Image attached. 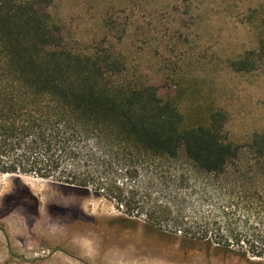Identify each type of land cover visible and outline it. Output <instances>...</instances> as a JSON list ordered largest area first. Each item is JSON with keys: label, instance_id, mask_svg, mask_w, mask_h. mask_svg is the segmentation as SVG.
I'll use <instances>...</instances> for the list:
<instances>
[{"label": "rangeland", "instance_id": "rangeland-1", "mask_svg": "<svg viewBox=\"0 0 264 264\" xmlns=\"http://www.w3.org/2000/svg\"><path fill=\"white\" fill-rule=\"evenodd\" d=\"M263 5L264 0L38 3L58 25L63 46L84 54L109 50L122 58L125 70L109 75L111 81L149 82L161 98L173 99L190 123H207L215 110L224 114L227 139L240 148L224 174L198 172L179 152L173 160L156 161L134 180L122 177L115 183L128 196V184H138L143 197L137 200L133 215L137 211L142 220L147 217L162 230L183 238L190 250L198 251L191 264H264V159L254 160L248 148L251 136L264 132V61L248 72L232 66L248 51L258 49L256 25L261 16L250 12ZM18 176L0 175V198L15 184L28 186L42 200L77 205L92 215L117 213V199L105 192L91 189L85 197L64 196L50 180ZM4 227L15 253L31 257V242L22 247L18 241L26 235L21 217H9ZM57 230L64 233L61 227ZM74 240L84 257L95 251L86 238ZM2 246L0 235V264L7 257ZM121 255L125 260L121 264H129L130 252ZM114 256L108 252L104 260L112 264ZM47 264L78 263L57 253ZM136 264L171 263L143 259Z\"/></svg>", "mask_w": 264, "mask_h": 264}, {"label": "trees", "instance_id": "trees-1", "mask_svg": "<svg viewBox=\"0 0 264 264\" xmlns=\"http://www.w3.org/2000/svg\"><path fill=\"white\" fill-rule=\"evenodd\" d=\"M38 3L0 0V175L102 191L133 215L142 190L128 184V196L115 186L118 178L134 180L179 152L205 175L220 176L237 159L240 148L228 141L221 111L190 123L149 82L111 81L125 70L122 58L63 46L58 25ZM250 14L261 16L258 49L233 63L236 71L264 61V5ZM248 148L254 160L264 159V132L253 134Z\"/></svg>", "mask_w": 264, "mask_h": 264}, {"label": "flooded vegetation", "instance_id": "flooded-vegetation-1", "mask_svg": "<svg viewBox=\"0 0 264 264\" xmlns=\"http://www.w3.org/2000/svg\"><path fill=\"white\" fill-rule=\"evenodd\" d=\"M59 188L64 196H88L84 191ZM119 209L115 215H92L77 205L56 199L42 200L41 195L32 192L28 186L11 184L0 198V235L7 254L4 264H13L15 260L18 264H47L57 253L78 264H108L104 260L108 252L116 255L112 264H121L125 262L121 254L126 250L130 252L129 264L143 259L191 264L198 251L190 250L183 238L162 230L147 217L142 220L140 215H128L123 207ZM13 215H19L23 220L26 235L18 241L22 247L31 242L27 245L33 248L29 258L15 253L6 234L4 221ZM57 227L64 229V233L61 234ZM78 236L86 238L95 249L89 258L84 257L80 244L75 242Z\"/></svg>", "mask_w": 264, "mask_h": 264}, {"label": "water", "instance_id": "water-1", "mask_svg": "<svg viewBox=\"0 0 264 264\" xmlns=\"http://www.w3.org/2000/svg\"><path fill=\"white\" fill-rule=\"evenodd\" d=\"M17 178H20L18 175L16 176Z\"/></svg>", "mask_w": 264, "mask_h": 264}, {"label": "bare ground", "instance_id": "bare-ground-1", "mask_svg": "<svg viewBox=\"0 0 264 264\" xmlns=\"http://www.w3.org/2000/svg\"><path fill=\"white\" fill-rule=\"evenodd\" d=\"M24 182V181H23Z\"/></svg>", "mask_w": 264, "mask_h": 264}]
</instances>
